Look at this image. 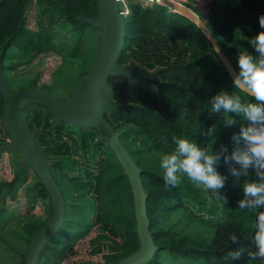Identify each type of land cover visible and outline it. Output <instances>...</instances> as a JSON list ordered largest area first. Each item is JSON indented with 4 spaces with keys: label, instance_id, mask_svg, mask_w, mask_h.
<instances>
[{
    "label": "trees",
    "instance_id": "1",
    "mask_svg": "<svg viewBox=\"0 0 264 264\" xmlns=\"http://www.w3.org/2000/svg\"><path fill=\"white\" fill-rule=\"evenodd\" d=\"M32 1L36 9L35 29L25 27V14ZM125 4L123 44L115 64L141 70L147 75L146 83L127 81L120 75L107 76V99L115 107L105 108L102 116L117 131L121 145L138 169L148 232L155 247L151 257L141 264H264V261L250 260L248 255L254 251L251 240L259 210L237 208V202L243 198L241 185L254 180V174L234 177L229 169L239 165L232 160L225 163L222 156L217 171L226 179L218 197L228 205L227 220L213 229H188L186 226L191 221L188 204L204 203L199 187L187 177L175 188L166 187L159 167L160 156L174 150V137L187 139L210 151L225 146L224 155L230 157L237 147L232 137L239 133L240 123L228 127L221 124L210 134L213 125L208 114L213 121L217 115L211 111L210 98L221 90L239 95L245 103L254 102L252 97L233 88L211 44L187 17L156 3L126 0ZM207 7L203 27L235 71L241 51L256 55L248 40L264 31L259 25V17L264 15V0H208ZM98 13L99 0H0V74L5 78L7 89L13 92L20 88H39L50 92L58 86L68 96L99 52L98 28L78 17L93 18ZM65 26L66 31L55 40L58 29ZM14 44L21 48L26 61L47 51L58 55L60 62L53 70L50 85H36L35 76L25 86L10 89L5 71L11 72L18 64H4V61L7 50ZM5 103L0 94V144L8 138L3 127ZM43 111L42 106L35 104L21 109L30 133L35 135V143L43 148L45 158L53 162L50 173L58 188L66 183L70 192L63 199L60 227L42 244L34 264H66L67 261L68 264H114L131 255L138 249L139 241L130 184L122 166L104 143L103 157L92 182L94 196L88 197L80 184L70 182L63 175L77 167L65 149L68 146L60 130L71 131L75 140L83 142L88 132L75 133L64 122L50 126L49 122H54L50 113L42 123ZM120 123L137 130L148 145L136 143L135 131L130 128L117 130L116 125ZM38 124L46 127L41 129L43 125L37 127ZM52 142L58 144L56 156L48 157L46 151L52 148ZM91 143L76 147V151L90 160L95 157ZM0 151L8 153L13 168L11 179L0 180V242L16 255L15 264H22L31 237L49 218L50 198L37 177L32 183H26L29 166L16 172V164L23 157L18 147ZM80 177L77 170L75 178ZM21 189L26 211L40 199L47 201L46 214L22 218L9 225L10 215L6 216L5 204L7 200L14 201ZM232 234L237 235L239 244H231ZM87 236L88 253L99 256V260L71 261L75 244ZM234 250L242 252L239 260L229 256ZM0 264L6 263L0 259Z\"/></svg>",
    "mask_w": 264,
    "mask_h": 264
},
{
    "label": "water",
    "instance_id": "2",
    "mask_svg": "<svg viewBox=\"0 0 264 264\" xmlns=\"http://www.w3.org/2000/svg\"><path fill=\"white\" fill-rule=\"evenodd\" d=\"M152 1H162L168 11L186 17L189 15L192 22L211 44L218 60L232 80L234 70L221 52L217 54L219 49L214 40L206 30L200 27L199 18L190 9L182 6L172 7L166 0ZM124 17V8L120 0H99V13L96 17H78V20L98 28L99 52L96 61L88 72L81 76L71 88L68 101H63L38 88H20L12 92L7 89L5 78L0 74V94L6 101L3 127L8 134L7 140L0 144V150L12 151L15 147H19L23 157L16 164V172H19L24 166H29L50 198L49 218L45 225L31 237L22 264L35 263L42 244L60 227L63 215L61 192L50 173L53 162L48 161L43 154V149L36 145L35 135L30 133L21 112V109L29 104L40 105L44 108L42 120L45 119L47 113H50L55 123L64 122L67 125L77 127L79 130H95L97 139L103 141L111 149L127 175L132 194L139 247L131 255L114 264H141L151 257L155 249L148 232L144 193L141 188L138 169L121 145L118 133L112 130L102 116L105 108L115 107L107 99L109 87L106 81L107 76L120 75L124 76L127 81L146 83L147 75L141 70L137 68L126 69L115 64L123 44Z\"/></svg>",
    "mask_w": 264,
    "mask_h": 264
},
{
    "label": "clouds",
    "instance_id": "3",
    "mask_svg": "<svg viewBox=\"0 0 264 264\" xmlns=\"http://www.w3.org/2000/svg\"><path fill=\"white\" fill-rule=\"evenodd\" d=\"M259 25L264 29V15L259 17ZM256 55L241 51L237 57L236 69L232 73L233 88L240 89L252 97L254 102L245 103L239 95L221 90L210 98L212 113L226 114L223 126L240 123V130L232 139L237 147L231 156H225V146L211 152L197 143L174 137L175 148L162 154L159 167L166 187H177L187 177L197 187L220 196L226 177L217 171L222 156L225 163L235 161L239 168L232 167L230 173L239 178L254 174L255 179L244 182L241 187L243 198L237 202L240 210H259L256 212L255 231L251 243L254 251L250 260L264 261V31L258 32L248 40ZM220 54V50L217 51ZM215 128L210 129V134ZM242 145V147H241ZM231 244H239L237 235L230 236ZM242 252H229L233 260H239Z\"/></svg>",
    "mask_w": 264,
    "mask_h": 264
},
{
    "label": "rangeland",
    "instance_id": "4",
    "mask_svg": "<svg viewBox=\"0 0 264 264\" xmlns=\"http://www.w3.org/2000/svg\"><path fill=\"white\" fill-rule=\"evenodd\" d=\"M35 1V0H34ZM142 1V0H139ZM189 3L187 4V7L194 12V14L199 18V24L202 29L203 27V21L205 17L208 14V0H188ZM35 3L32 1L31 5L29 6L26 14H25V27L29 29H35ZM189 19H192L188 15ZM67 29V26L62 27L58 29V31L55 34L54 39H58ZM205 30V29H204ZM8 57L5 59L4 64L8 63H16L18 64L17 67H15L11 72L5 71L6 77H7V84L10 87L11 90H14L18 86H25L28 80L34 78L36 76L35 82L38 86H45L50 85L52 76H53V70L54 68L59 64L60 59L58 55H56L53 51H47L42 52L38 54L34 59L30 61H26L24 58L21 48L14 44L7 50ZM148 65V64H143ZM148 69L151 67L147 66ZM39 89V88H38ZM55 91L50 90L48 92L49 94L63 100L68 101L69 95L67 96L64 90H62L60 87L55 86ZM24 108V107H23ZM22 108V109H23ZM211 114H208V117L212 121V128L218 129L220 128L221 124L223 125V122L225 120L224 114H215V120L213 121V118L211 117ZM42 118V116H41ZM31 121H34L32 118H30ZM42 120V119H41ZM44 120H42L43 123ZM50 126H54L57 123L55 122H49ZM214 123V124H213ZM34 124V123H33ZM43 124H38L37 127H41ZM43 127H46L43 125ZM55 127V126H54ZM117 130H123L124 128H130V130H134L135 132L133 135L136 136V143H139L141 145H145L147 142L143 139L141 134L133 129V127L124 125L122 123L116 125ZM72 129L75 133H82V132H88L87 133V139L85 142L83 141H77L73 138V133L71 131L67 132L63 129V131L60 130V133L62 135V140L65 141L68 146L65 148L70 156L74 159V164L77 168L75 170L80 171L81 177L75 178L76 171H66L64 172L65 179L69 180L70 182L75 181V183H78L82 186L83 191L86 193V195L90 198H93L94 196V190H93V180L95 179L96 173L98 171V165L102 160L103 157V151L105 144L103 141L97 139V134L95 136V130L93 129H78L75 126H72ZM59 132V130H58ZM117 132V131H116ZM119 137H123V135H119ZM7 139H5L6 141ZM61 140V138H60ZM92 141L93 148H95V157L93 159L87 158V156L81 153V151H76V147L80 146L82 143ZM91 143V144H92ZM37 145V144H36ZM57 142H52L51 149L47 150L46 153L51 157L56 156V150ZM148 144H146L147 146ZM86 146V145H85ZM39 147V146H38ZM16 148V147H15ZM19 148V147H18ZM42 148V147H40ZM209 148L212 149V143L209 142ZM43 149V148H42ZM54 149V150H53ZM209 150V149H208ZM210 151V150H209ZM22 152V151H21ZM211 152V151H210ZM23 154V153H22ZM50 161V160H48ZM25 167V166H24ZM16 168V167H15ZM12 164L10 162V159L3 158V165L0 164V180H3V177L7 179H11L12 177ZM35 174L33 170L29 167L27 171V184L32 183L35 179ZM72 177V178H71ZM71 178V179H70ZM77 179V180H76ZM90 182V183H88ZM200 195H202L204 199V203L201 205H195V204H188L187 206V212L190 213L191 220L188 225L186 226L188 229H195L198 228H204V229H213L217 225L224 223L227 220V212H228V205L218 196L213 195L210 191H204L201 187H199ZM23 189L19 190L17 193V196L14 201H6L5 207L7 209L6 216L10 215L9 219L7 220V223L15 224L18 221H21L22 218H33L36 216L44 217L46 214V208H47V201L45 200H38L33 208L28 212L26 211V204L25 199L23 196ZM60 192L63 199H67V196L69 194V190L66 189V183L61 185ZM64 204V203H63ZM90 236L92 235L89 234ZM89 236L79 240L75 244V252L73 256L70 258L72 261L73 259H81V260H91V261H98L99 256H90L88 253L87 248V238ZM0 259L3 260L6 264H15L17 262L16 255L12 254L4 244L0 242ZM69 261L66 262L68 264Z\"/></svg>",
    "mask_w": 264,
    "mask_h": 264
},
{
    "label": "built area",
    "instance_id": "5",
    "mask_svg": "<svg viewBox=\"0 0 264 264\" xmlns=\"http://www.w3.org/2000/svg\"><path fill=\"white\" fill-rule=\"evenodd\" d=\"M125 1L126 0H120L123 8H124V14L126 15L127 14V8H126V4H125ZM167 2H169L172 7H176V6H182V7H187V4L189 3L188 0H166ZM141 2H143V4H146V3H156L158 5H162L164 6L163 2L162 1H152V0H142ZM165 7V6H164ZM166 8V7H165ZM167 9V8H166ZM189 9V8H188ZM193 12V11H192ZM194 13V12H193ZM186 17V16H185ZM188 18V17H187ZM189 19V18H188ZM191 20V19H189ZM192 21V20H191Z\"/></svg>",
    "mask_w": 264,
    "mask_h": 264
},
{
    "label": "crops",
    "instance_id": "6",
    "mask_svg": "<svg viewBox=\"0 0 264 264\" xmlns=\"http://www.w3.org/2000/svg\"><path fill=\"white\" fill-rule=\"evenodd\" d=\"M3 158H5V160L6 159H8V153H6V152H4V151H2L1 153H0V164H2L3 165ZM13 172V171H12ZM13 175V174H12ZM4 179H6L5 177H3V180ZM7 180H9V179H7Z\"/></svg>",
    "mask_w": 264,
    "mask_h": 264
},
{
    "label": "flooded vegetation",
    "instance_id": "7",
    "mask_svg": "<svg viewBox=\"0 0 264 264\" xmlns=\"http://www.w3.org/2000/svg\"><path fill=\"white\" fill-rule=\"evenodd\" d=\"M0 153H1V151H0Z\"/></svg>",
    "mask_w": 264,
    "mask_h": 264
}]
</instances>
